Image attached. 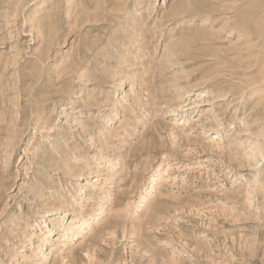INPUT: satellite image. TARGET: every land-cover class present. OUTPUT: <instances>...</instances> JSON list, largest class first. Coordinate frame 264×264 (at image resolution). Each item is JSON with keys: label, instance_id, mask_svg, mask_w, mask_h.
Here are the masks:
<instances>
[{"label": "rangeland", "instance_id": "1", "mask_svg": "<svg viewBox=\"0 0 264 264\" xmlns=\"http://www.w3.org/2000/svg\"><path fill=\"white\" fill-rule=\"evenodd\" d=\"M0 264H264V0H0Z\"/></svg>", "mask_w": 264, "mask_h": 264}, {"label": "bare ground", "instance_id": "2", "mask_svg": "<svg viewBox=\"0 0 264 264\" xmlns=\"http://www.w3.org/2000/svg\"><path fill=\"white\" fill-rule=\"evenodd\" d=\"M215 99H217V98H215ZM248 124V123H247Z\"/></svg>", "mask_w": 264, "mask_h": 264}]
</instances>
